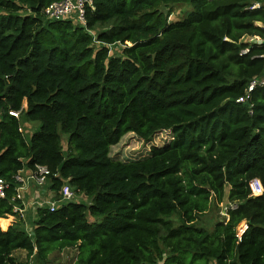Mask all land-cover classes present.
<instances>
[{"label":"trees","instance_id":"1","mask_svg":"<svg viewBox=\"0 0 264 264\" xmlns=\"http://www.w3.org/2000/svg\"><path fill=\"white\" fill-rule=\"evenodd\" d=\"M52 1L0 0V177L42 164L54 199L64 183L85 197L37 207L32 234L0 227V264L64 248L74 264H264V83L236 101L264 76V43L246 40H264V0H92L84 25L46 18ZM176 3L190 9L169 20ZM159 130L171 138L146 156H110ZM225 196L235 206L199 223Z\"/></svg>","mask_w":264,"mask_h":264},{"label":"built area","instance_id":"2","mask_svg":"<svg viewBox=\"0 0 264 264\" xmlns=\"http://www.w3.org/2000/svg\"><path fill=\"white\" fill-rule=\"evenodd\" d=\"M258 4H255L251 7H256ZM87 7H93L92 0H55L48 4L44 10L43 14L46 18L50 20H71L74 24H85V9ZM259 37H246V40L252 41L255 43L259 42ZM243 52L246 49L242 50ZM264 83L263 77H254L247 86L246 94L237 98L236 101H244L247 99V94L251 91L256 85ZM25 107V103H23L22 107ZM11 115L15 117H19L20 109L18 110H9ZM169 132V131H168ZM49 169L46 165L35 164L34 168L29 169L28 173L23 175L20 173V170L16 172L10 180H6L0 177V198H5L7 196V190L14 185V194L11 196V201H13L12 210L16 213V215L22 217L23 206L25 204L22 189L28 183H33L36 186H47L49 187ZM251 194L257 195L261 194L263 191V186L258 178H252L248 182ZM81 194L76 192L69 184L64 183L60 190L57 193V199L45 200V201H37L36 207H47L50 211H54L60 203L65 201H78L81 198ZM235 203H228V207H234ZM247 227V224L243 221L237 227L236 235L240 237L242 232ZM32 227H30V232L33 233ZM29 233V234H31ZM211 264H215L212 262Z\"/></svg>","mask_w":264,"mask_h":264},{"label":"rangeland","instance_id":"3","mask_svg":"<svg viewBox=\"0 0 264 264\" xmlns=\"http://www.w3.org/2000/svg\"><path fill=\"white\" fill-rule=\"evenodd\" d=\"M171 9L172 11L171 14L168 16V19L176 20L183 18L186 12L190 8L187 4L176 3L171 5ZM91 33L94 37L95 31L92 30ZM108 46L110 49V54H117L120 52V47H121L120 44L115 43V44H110ZM26 124H27L25 125L26 128H24V130L23 129L21 130L24 131L25 133L27 132L25 136L28 137L31 131H33L38 126V124L37 122L34 121H28L26 122ZM169 138H170V133L168 132V130L157 131L153 135L152 140L150 141H144L134 133L128 132L124 134L116 144L110 147V156L114 159H119L122 161L142 158L150 152V148L152 145H162L166 143L169 140ZM61 144L63 150H66L67 139H66V134H64L63 132H61ZM227 188L228 187L225 188V194L227 193ZM83 197L85 196H81L82 200ZM86 200L87 199H85V201ZM227 205H228V201L226 199V196L219 204H215L214 202H211L208 210L201 215V217L198 219V222L210 229L213 225V222L217 220L219 217H221L223 214H225ZM30 223H33V220H31ZM30 227H32V225L24 228L27 231V233H31ZM12 254L18 260H21V262L26 261L27 264H33L32 258L31 259L26 258L25 250L16 249L13 251ZM76 254H77V250L75 248H64L61 251H55L50 253L47 256V260L45 264H74V261L76 259Z\"/></svg>","mask_w":264,"mask_h":264},{"label":"crops","instance_id":"4","mask_svg":"<svg viewBox=\"0 0 264 264\" xmlns=\"http://www.w3.org/2000/svg\"><path fill=\"white\" fill-rule=\"evenodd\" d=\"M29 171L28 168L20 170V173L23 175L27 174ZM24 206L22 217L18 215H8L6 218H1L0 220L6 221L5 226L0 224L2 229L7 228L11 224L19 223L20 226L26 228L27 226L33 225L30 223L31 220H34L36 217V202L45 201L52 199L53 191L47 186H36L33 183H28L22 189ZM30 224V225H29Z\"/></svg>","mask_w":264,"mask_h":264},{"label":"water","instance_id":"5","mask_svg":"<svg viewBox=\"0 0 264 264\" xmlns=\"http://www.w3.org/2000/svg\"><path fill=\"white\" fill-rule=\"evenodd\" d=\"M259 42H261V43H264V40H262V39H259Z\"/></svg>","mask_w":264,"mask_h":264},{"label":"clouds","instance_id":"6","mask_svg":"<svg viewBox=\"0 0 264 264\" xmlns=\"http://www.w3.org/2000/svg\"><path fill=\"white\" fill-rule=\"evenodd\" d=\"M170 138H171V136H170ZM82 195V194H81ZM83 196V195H82ZM84 198V197H83ZM42 207H44V206H42ZM37 208V207H36Z\"/></svg>","mask_w":264,"mask_h":264}]
</instances>
